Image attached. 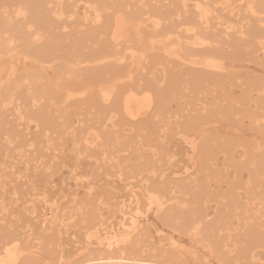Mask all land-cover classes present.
<instances>
[{"label":"bare ground","instance_id":"1","mask_svg":"<svg viewBox=\"0 0 264 264\" xmlns=\"http://www.w3.org/2000/svg\"><path fill=\"white\" fill-rule=\"evenodd\" d=\"M220 1L0 0V61L6 63L0 118L11 107L27 127L35 124L23 141L4 132V150L10 152L0 154V195L3 180L17 173L15 161H8L7 172L2 157L23 158L29 172L9 177L10 183L41 172L51 177L54 163L36 155L42 146L38 135L45 137L46 151L55 152L53 135L65 131L72 135L76 159L93 160L97 177L116 176L123 184L116 195L114 180L101 186L94 179L84 182L77 165L70 166L77 189L64 225L50 206L52 196L42 200L49 214L39 212V193L25 195L30 211L0 210V264H261L264 144L243 145L237 116L264 135V77L255 84L232 67L256 59L259 49L264 62V0H226L218 9ZM67 23L76 25L70 33ZM68 36L72 48L62 50L58 37ZM20 63L23 75L17 74ZM240 77L247 83L239 97L223 92L238 78L245 82ZM17 88L24 91L19 97ZM252 91L257 93L253 112ZM73 103L82 107H74L70 122ZM60 104L58 125L50 107ZM227 120L234 122L232 129L222 132ZM172 136L188 148L183 172L173 169L176 152L171 156L163 142ZM124 144L133 149H123L124 159L115 161L108 149ZM132 151L139 159L134 164L127 158ZM231 166L234 174L227 181L224 173ZM243 170L247 183L240 177ZM10 190L16 195L14 184ZM149 209L158 227L147 223Z\"/></svg>","mask_w":264,"mask_h":264},{"label":"rangeland","instance_id":"2","mask_svg":"<svg viewBox=\"0 0 264 264\" xmlns=\"http://www.w3.org/2000/svg\"><path fill=\"white\" fill-rule=\"evenodd\" d=\"M220 2H221V4L218 6V9H220V8H222V7L227 5L226 0H221ZM172 4L174 6H180V4L177 1H173ZM176 8H174V10ZM178 8H180V7H178ZM79 9L80 8H78V12L80 13L81 9L80 10ZM164 10H167V7H165ZM222 13H225V10L221 11V14ZM222 15H223V17L226 16L224 14H222ZM66 25L68 26V29H67L68 33L73 31V29H75V27H76V25H74L72 23H67ZM61 33H62V30L58 28L57 34L61 35ZM70 36L67 37L68 41H67L66 37H64V39L61 38V37H58L59 41L63 40V41H61V45H60L62 50H65L63 48H65L66 46L69 47L68 51L71 50L70 48H72L71 45L73 44V41L71 40V38H69ZM254 56H256V59L250 60V61H246V60L245 61H243V60L239 61V62L235 63L232 68H233V71L236 72V74H241L240 76H242L244 78H247V79L249 77H252L253 78V82L255 84H258L260 82V80L264 77V68H262V66H264V62H262L263 61V52L261 51V49H259V51H257L256 54H254ZM22 64L23 63H20L19 64L20 66H18L19 70H18L17 74H19V75L20 74L21 75L24 74L23 71L20 70V67H22ZM5 67H6V63L4 61H0V76H2L4 74ZM176 71H177V73H179V70H176ZM242 77H240V78H242ZM247 79L245 80V79L242 78V80H245V82L241 81V79L239 80V78L236 81L234 80L236 86L234 84V86L230 87L228 84H225V88H224L223 92L224 93H231V95L234 98L239 97L241 95V92H242V90H241L243 88L242 86L247 83ZM239 81L242 82V83H240V85L239 84L237 85V82H239ZM237 86H239V87H237ZM16 92H17V96L19 97V95H21L24 91H23L22 88H17ZM250 97H251V101L252 102H250L251 103V107H249V108L251 109V112H253L254 111V109H253L254 101L257 98L256 91H252L250 93ZM21 98H22L21 99V101H22L23 97H21ZM78 106L82 107L81 104H79V103L71 104V106H70L71 114H70V116L68 118V120L70 122L75 120L76 115L74 114L73 110H74V107H78ZM61 107H62L61 104L58 105L57 108L56 107H50V116L52 117V119L57 120L56 122L58 123V125L62 122L63 113L61 111L62 110ZM7 108L8 109H6V111H8V112L10 111V112L9 113L5 112L6 113L5 116L3 118H0L1 119L0 120V125L3 126L5 124L3 127L1 126L4 131L0 128L2 130V131H0L1 134H2V135L0 134V137L2 138V139L0 138V144H3V147H2V145H0L1 146L0 147V150H1L0 154L1 155H4V154L10 152V149L4 150V147L5 148L7 147V145L5 146V144L7 142L6 138L8 137L7 135H4L5 134L4 132L7 133V132L10 131L8 133V135H10L9 136L10 139L17 140V141L18 140L23 141L26 138H29L30 137L29 134L31 135L32 132L35 129L34 128L35 127L34 126L35 125L34 122H29L28 123L29 127H27L26 126V121H24L25 124L23 122H21V120H19L18 117L15 116L16 115L15 112L12 109H11L12 111L10 110L11 107H7ZM172 109H176V105H173ZM43 110L47 111V108H45V109L43 108ZM14 117H17V118H15V120H12V119H14ZM237 118L240 119V122H241L237 132L239 134V138H240L239 140L243 143V145L244 146H248V145L260 146V145H263L264 144V135L259 133L260 131H258V130L260 129V127L258 126L259 128H257L255 126V124L250 123L248 118H246V117L245 118H241V116L238 115ZM233 123L234 122L230 121V120H227L226 122H223V126L221 128V131L222 132H229L232 129ZM20 125H22V126H20ZM6 126L8 128L11 127V129L5 130L4 127H6ZM14 127L16 128V131L19 133L18 135H20L19 139H18V137H15V134L17 132L15 131ZM26 129H28V130H26ZM29 131L31 133H28ZM11 132H14L13 135H11L12 134ZM38 136H39L40 140L42 138V141H40V142H42L41 143L42 146L38 145L37 152H36L37 154L36 155L39 157V160H41V161H45V162L49 161L50 164L54 163V166H52L53 167L52 168L53 169V175L51 177H46V175H45L46 173L40 171L41 174H39L37 176H34L35 178L31 175V177H29V178L26 177L25 178L27 180H25L24 177H23V179L22 178H18V182L17 181H15V182L13 181V183H10V179H16L18 177L17 174L18 175H21V174L22 175H26L29 172L28 171L25 172L24 164L21 162L23 160V158L20 159V157L17 156L16 158L19 157L18 160H16V159L14 160L13 158H9V160H8V158L5 159V157H2L3 160L5 161V163H6V160H7V163H8V164L6 163V166L8 167L6 169V171L8 170L7 172L11 171L10 168H9L11 166L9 164L12 161L13 162L15 161V163H14L15 165L14 166L17 169V173L16 174H12L11 175V173H10V175H8L3 180L4 188H3L2 191H4V192H2V194L0 195V199L2 200L1 205H3L2 209H0V210H2V212L3 211L4 212H8V211L9 212H16V211H20L21 209H24V211H27V210L30 211L29 208H28V205L23 204V200H24V198H26L27 195L28 196L32 195V194H34V195L37 194L38 195V193H39V201H41V206L39 207V209H40L39 212H41L42 214L43 213L49 214L48 213L49 210H47L46 206H43L42 200H43L44 197H51L52 196L53 200L50 203V206L53 209V212L55 214H57V216L59 218V222L62 225L67 223V221L69 220L68 217H69V214H70V201H69L70 195L75 189H77V187L75 186V181H74L73 176H72L71 171H70V166H75L76 167V165H77V168H75V169H76V171H78V170H80V172L82 171V173H81L83 175L82 180L84 182H87V179H91V180L94 179L93 181L97 182L98 186H101L102 184H105V182H107L109 180L110 181L114 180L113 184L117 185V187H118L117 189L114 190V193L117 192L116 195L118 194L119 190H121L123 188V184L121 185V182H119V180L116 178V176H113L111 178H109V177L107 178L106 176H103V175L100 176V177L99 176L97 177L96 174L99 171H97L93 160H90V159H88L86 157H80V159H76V156H75L76 155V151L74 149V145H73V141H72V135L70 134V131H69V133L67 131H65L62 134L53 135L54 137L56 136L57 138L55 137L54 140H53L54 142L52 141L53 145H51V149L54 148V149L58 150V148H59V150L55 151V152L52 151V150L51 151H46V149L44 148L46 146V142H44V139H43L45 137L43 135H40V134ZM160 138L162 139V137H160ZM119 140H122V139H119ZM126 141H127V139H126ZM163 142H164L165 146L167 147L168 151L170 152L171 156H172V153L174 151L176 152L175 156L172 158L174 160L173 169H175V170H177L179 172H181V171L183 172L185 166L189 165L187 163L188 162L187 161L188 148L186 146H182L181 147L177 143V136H172L168 140L164 139ZM122 143H124V141H122ZM127 146L129 148H127ZM127 146L125 144L124 145H117L114 148L116 150H114L112 148L111 149L109 148L108 151L113 152L112 156H116L117 160H115V161H120V159L122 161L124 159V156L126 155V151L123 150V149H127L128 151L133 149L132 144H128ZM80 147L83 149V143H82V145ZM148 148L149 147H144V150L147 151V152H150V150ZM237 150H241V147H237ZM61 152H65V153H61ZM53 154L58 155L57 158H58L59 161L58 160L56 161L57 158L53 157ZM137 155H138V153L136 151H132L129 154V156L127 158H128V161H129L130 164H134V163H137L139 161V159H137ZM60 158H63V160H60ZM83 159H85V161H83ZM8 161H10V162H8ZM176 161H177L178 164L176 163ZM223 161H224L223 156L221 154H219L218 155V164H217V169L219 171L224 170L222 168V162ZM16 163H17V165H16ZM67 163H68V165H67ZM80 163H82V164H80ZM31 165H33V162H31ZM179 167H181V168L179 169ZM33 170L34 169H31L30 171H33ZM12 172H13V170H12ZM23 172H24V174H23ZM233 174H234V168L231 166L225 171L224 176H225V178H227V181H230V180H232L231 178H232ZM9 177H10V179H9ZM240 177H241V179L244 182L247 183L248 176H247V172L245 170H243L241 172ZM31 178H34V179L32 180ZM99 178H100V180H99ZM26 181H29L30 183L26 182ZM13 184L17 188L16 195H13L11 190L9 191V186H11ZM32 185H34V186H32ZM105 186H107V185H105ZM226 186H227V184L223 182L221 184L222 190H224L226 188ZM46 188H48L47 192L45 191ZM28 189H29L30 192L28 191ZM209 205H211V204H209ZM24 211H22V213ZM209 211H210V209H209ZM145 215H146L145 218H147V220H148V222H147L148 224H151V225L154 224L156 227L159 226V224L156 223V220H155V218H154V216L152 214L151 209H149L145 213ZM155 226H152L151 229H152V239L156 241L157 240V234H156L157 232H155ZM164 231H166V230H164Z\"/></svg>","mask_w":264,"mask_h":264},{"label":"snow or ice","instance_id":"3","mask_svg":"<svg viewBox=\"0 0 264 264\" xmlns=\"http://www.w3.org/2000/svg\"><path fill=\"white\" fill-rule=\"evenodd\" d=\"M262 126H264V121H262ZM221 264H230V262L227 261H221ZM237 264H249L247 261L237 262ZM261 264H264V260L261 261Z\"/></svg>","mask_w":264,"mask_h":264}]
</instances>
